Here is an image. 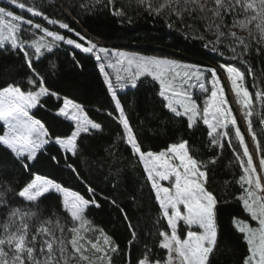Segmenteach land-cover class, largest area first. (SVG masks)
Masks as SVG:
<instances>
[{
	"label": "snow or ice",
	"instance_id": "1",
	"mask_svg": "<svg viewBox=\"0 0 264 264\" xmlns=\"http://www.w3.org/2000/svg\"><path fill=\"white\" fill-rule=\"evenodd\" d=\"M8 4L29 15L0 6V49L22 53L28 75L26 82L0 85V209L7 210L0 230V264H114V256L122 251L112 235L88 218L92 209L102 207L94 188L89 187L90 195L85 197L50 173L34 171L46 146L54 144L64 154V167L79 176L67 154L77 156L86 135L104 131L103 122L89 118L82 105L49 86V72L55 65L50 62L42 70L41 58L45 52L54 54L61 45L95 55L111 95L112 107L106 117L117 124L120 141L143 166L158 204L154 227L162 255L145 244L133 261L130 241L123 253L126 264H214L220 250L219 212L229 200L214 194L209 184L225 149L231 150L240 170L234 181H225V188L231 183L239 185L234 200L246 214L231 216L232 227L246 246L241 264H264V69L258 73L250 59L253 54L264 57V0H88L80 5L89 11L103 7L128 23L132 22L130 13L162 19L169 29L203 42L222 57L225 63L220 68L226 82L215 68L100 46L69 23L46 14L39 4L28 5L25 0H8ZM34 17L66 31L51 30ZM129 87L151 91L161 112L166 109L187 132H202L211 155L198 158L190 139L183 136L163 150L146 149L118 94ZM193 89L205 94L202 105ZM229 92L239 107V117ZM49 97L62 100L54 115L73 125L70 134L56 135L36 118L33 110L45 107ZM249 137L254 150H250ZM48 159L60 166L57 156ZM25 171L29 179L13 187L17 172ZM54 195L59 203L50 211L45 201ZM16 202L28 211L15 207ZM111 204L119 207L115 200ZM61 213L62 219L58 218ZM124 219H129L127 213ZM136 227L128 223L133 241L138 237Z\"/></svg>",
	"mask_w": 264,
	"mask_h": 264
},
{
	"label": "trees",
	"instance_id": "2",
	"mask_svg": "<svg viewBox=\"0 0 264 264\" xmlns=\"http://www.w3.org/2000/svg\"><path fill=\"white\" fill-rule=\"evenodd\" d=\"M25 2L28 5L39 4L46 14L69 23L70 27L90 37L98 45L109 49L175 59L180 63L195 64L203 69L211 66L221 69L220 65L225 63L222 57L205 48L203 42L186 38L181 32L169 29L162 19L154 16L130 13L132 22L128 23L127 19L122 21L103 7H96L92 11L80 7L81 3H88V0H25ZM0 6L7 7L16 14L26 17L29 15L24 10L8 4V0H0ZM33 19L51 30L61 33L66 31L59 29L58 25H48L39 17ZM41 59L42 70L49 68L50 62L55 65V68L49 72L48 78L52 91L58 92L61 97L67 96L86 108L105 112L111 110V95L104 83V74L101 73L99 62L94 54L83 53L72 46L61 45L54 49V54L45 52V56ZM250 59L258 73L264 69V57L253 54ZM236 66L244 70L242 65ZM107 71L112 73L111 69ZM27 75L28 69L24 65L22 53L18 55L10 48L0 49V85L12 81L26 82ZM251 82L249 77V86ZM118 94L122 102L128 106L127 110L133 125L146 149L163 150L183 136L185 139H190L192 151L198 158L207 159L211 155L205 147L206 138L202 132L194 134L187 132L184 125L178 120H173L172 114L166 109L161 112L158 103L151 98L153 95L151 91L146 88L137 90L129 87L118 90ZM193 94L199 102V91L193 89ZM229 100L239 117L238 105L232 101L230 95ZM58 105H62V100L49 97L44 108L55 112ZM241 127L242 131L245 130L242 119ZM248 142L250 150H254L250 137ZM124 145L118 135L111 140H98L94 135H86L78 155L73 157L67 154L68 163L78 169L79 176H77L64 167V154L58 146L52 144L46 146L45 153L40 156V161L34 169V171L38 169L41 174L50 173L65 187L78 191L85 197L90 195L87 191L89 187L95 189V195L101 201L102 207L92 209L88 218L97 227L105 229L112 235L122 250L121 254L114 256V264H126L123 253L124 250L129 249L130 241L133 261L144 251L145 244L157 255H162V250L157 246L159 241L157 228L154 227V220L158 215V204L155 202L150 185L146 182L143 166L130 153L129 147ZM49 156L60 158V166H55L48 159ZM230 161L233 162L231 167H229ZM239 172L230 149L224 150L219 163L211 172L210 190L218 197L229 200V204L222 206L219 212L220 250L213 258L214 264H241L246 251L240 234L231 224L232 215L246 216L234 200V197L239 195V185L231 183L225 188V181H234L238 178ZM28 179L26 171L17 172L13 187L24 185ZM112 200H115L119 207L113 206ZM58 203L56 195L51 200L45 201L50 211H55ZM14 206L28 211L27 206L19 202H16ZM6 211V209H0V224L6 221ZM124 213H127L128 220L124 219ZM62 217L61 213L58 218L62 219ZM129 222L137 226L138 237L135 241L128 228ZM161 223L166 227V222Z\"/></svg>",
	"mask_w": 264,
	"mask_h": 264
},
{
	"label": "rangeland",
	"instance_id": "3",
	"mask_svg": "<svg viewBox=\"0 0 264 264\" xmlns=\"http://www.w3.org/2000/svg\"><path fill=\"white\" fill-rule=\"evenodd\" d=\"M210 68H215L219 75L222 78V81L226 82V74L222 69H219L217 67L211 66ZM206 76L210 79V73H205ZM199 102L201 105L203 104V99H204V93H202L199 89ZM230 97L232 98V101L234 102V98L232 94L229 92ZM85 111L89 115V118L95 120L96 122H103L104 124V131L102 133H95L94 136L99 140V139H104V140H111L115 135H118V132L120 131L119 127L117 124L110 119L106 117V112L101 111L98 109H93V108H86L84 107ZM36 113V118L42 119L45 123L46 126L49 127L50 131H53L54 134L59 135L61 133H66L70 134L71 130L73 128V125L68 122L62 120V118H57L53 111H48L44 107L40 108L39 111L33 110ZM46 117V119H45ZM126 146V145H124ZM131 153V152H130ZM165 184V186H168L169 182L165 181L162 182Z\"/></svg>",
	"mask_w": 264,
	"mask_h": 264
},
{
	"label": "clouds",
	"instance_id": "4",
	"mask_svg": "<svg viewBox=\"0 0 264 264\" xmlns=\"http://www.w3.org/2000/svg\"><path fill=\"white\" fill-rule=\"evenodd\" d=\"M3 227H4L3 224H0V229H3Z\"/></svg>",
	"mask_w": 264,
	"mask_h": 264
}]
</instances>
